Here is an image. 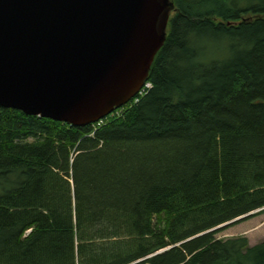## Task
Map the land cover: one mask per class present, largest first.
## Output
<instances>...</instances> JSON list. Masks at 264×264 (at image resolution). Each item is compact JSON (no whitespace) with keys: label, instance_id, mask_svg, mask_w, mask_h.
Returning <instances> with one entry per match:
<instances>
[{"label":"trees","instance_id":"1","mask_svg":"<svg viewBox=\"0 0 264 264\" xmlns=\"http://www.w3.org/2000/svg\"><path fill=\"white\" fill-rule=\"evenodd\" d=\"M172 1L119 117L0 106V264H264L207 231L264 210V0Z\"/></svg>","mask_w":264,"mask_h":264},{"label":"water","instance_id":"2","mask_svg":"<svg viewBox=\"0 0 264 264\" xmlns=\"http://www.w3.org/2000/svg\"><path fill=\"white\" fill-rule=\"evenodd\" d=\"M173 8L172 0H0V106L74 126L98 121L143 86Z\"/></svg>","mask_w":264,"mask_h":264},{"label":"rangeland","instance_id":"3","mask_svg":"<svg viewBox=\"0 0 264 264\" xmlns=\"http://www.w3.org/2000/svg\"><path fill=\"white\" fill-rule=\"evenodd\" d=\"M239 6L246 4L249 0H232ZM121 113L124 111V106L119 108ZM113 119V118H112ZM258 209L250 215H246L237 219L234 222L218 227L215 237L218 239H226L235 236H245L250 245L256 244L264 239V210ZM217 229V228H216ZM214 230V229H213ZM212 231V230H210ZM209 232V231H208Z\"/></svg>","mask_w":264,"mask_h":264},{"label":"built area","instance_id":"4","mask_svg":"<svg viewBox=\"0 0 264 264\" xmlns=\"http://www.w3.org/2000/svg\"><path fill=\"white\" fill-rule=\"evenodd\" d=\"M150 83L149 82H146L145 84H144V86H143V88L139 91V93H138V95L137 96H141V95H143L145 92H146V90L150 87ZM137 96H136V98H137ZM135 98V99H136ZM137 100V99H136ZM135 100V101H136ZM119 111L117 110V111H115V112H112L109 116H107L106 118H103V119H101V120H99L98 122H97V125H100V124H102V123H104L106 120H108V119H112V118H114V117H117L116 115H119Z\"/></svg>","mask_w":264,"mask_h":264},{"label":"bare ground","instance_id":"5","mask_svg":"<svg viewBox=\"0 0 264 264\" xmlns=\"http://www.w3.org/2000/svg\"><path fill=\"white\" fill-rule=\"evenodd\" d=\"M209 34V33H208ZM211 34V33H210ZM216 39V38H215ZM153 174V173H152ZM147 176V175H146ZM126 196V195H125ZM106 205V204H105Z\"/></svg>","mask_w":264,"mask_h":264}]
</instances>
